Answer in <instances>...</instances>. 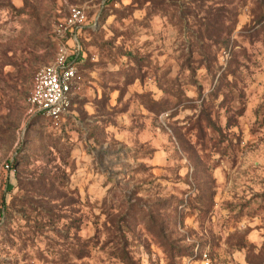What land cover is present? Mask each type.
Instances as JSON below:
<instances>
[{
  "label": "rangeland",
  "instance_id": "1",
  "mask_svg": "<svg viewBox=\"0 0 264 264\" xmlns=\"http://www.w3.org/2000/svg\"><path fill=\"white\" fill-rule=\"evenodd\" d=\"M0 211V264H264V0H0Z\"/></svg>",
  "mask_w": 264,
  "mask_h": 264
},
{
  "label": "built area",
  "instance_id": "2",
  "mask_svg": "<svg viewBox=\"0 0 264 264\" xmlns=\"http://www.w3.org/2000/svg\"><path fill=\"white\" fill-rule=\"evenodd\" d=\"M87 23L85 10L80 7H73L70 10L67 25L64 33H70L74 46L72 54L68 47L60 44V51L56 61L39 70L34 78L28 102L31 108L41 112L48 117H58L68 111L72 106L73 88L78 79V61L81 53V46L78 43V31ZM10 169V165H6ZM4 216L0 211V223ZM201 264H211L207 253L201 257Z\"/></svg>",
  "mask_w": 264,
  "mask_h": 264
},
{
  "label": "crops",
  "instance_id": "3",
  "mask_svg": "<svg viewBox=\"0 0 264 264\" xmlns=\"http://www.w3.org/2000/svg\"><path fill=\"white\" fill-rule=\"evenodd\" d=\"M73 97V96H72ZM72 100H73V98H72Z\"/></svg>",
  "mask_w": 264,
  "mask_h": 264
}]
</instances>
